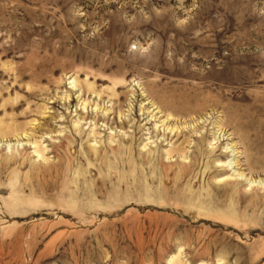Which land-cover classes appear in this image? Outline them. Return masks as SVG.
Masks as SVG:
<instances>
[{"label": "rangeland", "instance_id": "obj_1", "mask_svg": "<svg viewBox=\"0 0 264 264\" xmlns=\"http://www.w3.org/2000/svg\"><path fill=\"white\" fill-rule=\"evenodd\" d=\"M0 264H264V0H0Z\"/></svg>", "mask_w": 264, "mask_h": 264}, {"label": "bare ground", "instance_id": "obj_2", "mask_svg": "<svg viewBox=\"0 0 264 264\" xmlns=\"http://www.w3.org/2000/svg\"><path fill=\"white\" fill-rule=\"evenodd\" d=\"M193 109H194V107H193ZM198 111V110H197ZM190 112H192V111H190ZM171 117V116H170ZM168 120V119H167ZM165 121V120H164ZM170 134H171V132H170ZM162 136V135H161ZM227 149V148H226ZM173 152V151H172ZM175 152V151H174ZM165 170V169H164ZM176 177V176H175Z\"/></svg>", "mask_w": 264, "mask_h": 264}]
</instances>
